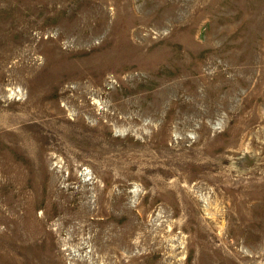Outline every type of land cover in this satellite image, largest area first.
<instances>
[{
	"label": "rangeland",
	"instance_id": "374dc122",
	"mask_svg": "<svg viewBox=\"0 0 264 264\" xmlns=\"http://www.w3.org/2000/svg\"><path fill=\"white\" fill-rule=\"evenodd\" d=\"M263 237L264 0H0V264H264Z\"/></svg>",
	"mask_w": 264,
	"mask_h": 264
},
{
	"label": "bare ground",
	"instance_id": "6f19581e",
	"mask_svg": "<svg viewBox=\"0 0 264 264\" xmlns=\"http://www.w3.org/2000/svg\"><path fill=\"white\" fill-rule=\"evenodd\" d=\"M152 45V44H151ZM147 49V48H146ZM214 80V79H213ZM187 82V81H186ZM217 152V151H216ZM256 176V175H255ZM252 187V186H251ZM60 190V189H59ZM58 192V191H57ZM68 192V191H67ZM73 194V193H72ZM55 196V195H54ZM71 197V196H70ZM60 201V200H59ZM61 202V201H60ZM62 204V203H61ZM75 204V203H74ZM73 204V205H74ZM67 205V204H66ZM175 205V204H174ZM75 207V206H74ZM80 207V206H79ZM56 209V208H55ZM76 209V208H75ZM73 210V209H72ZM57 211V210H56ZM73 211H75V210H73ZM58 212V211H57ZM56 213V212H55ZM65 214V213H64ZM130 217V216H129ZM62 219V218H61ZM65 219V218H64ZM105 220H107V219H105ZM128 220V219H127ZM219 220V219H218ZM49 222V221H48ZM130 222V221H129ZM3 224V223H2ZM129 224V223H128ZM61 225V224H60ZM145 225V224H144ZM179 225V224H178ZM146 228V227H145ZM183 231V230H182ZM263 232V231H262ZM256 234V233H255ZM133 235V233L131 232V228H128V230H127V228L126 229H124L121 233H118L117 235H116V237H117V240H118V242H119V245H118V249L120 248V247H126V249L127 248H129V249H131L132 247H135L136 245H135V243H132V241H130L129 240V236H132ZM154 236V235H153ZM260 236V235H259ZM262 236V235H261ZM101 238V237H100ZM103 238V237H102ZM264 238V237H263ZM104 239V238H103ZM103 239H101V240H103ZM105 239H106V237H105ZM109 239H111L110 237H109ZM150 239V238H149ZM227 240V239H226ZM110 241V240H109ZM156 241V240H155ZM225 241V240H224ZM236 241V240H235ZM221 242H223V241H221ZM228 243V242H227ZM237 243V242H236ZM238 243H239V241H238ZM102 244V243H101ZM230 244H232L231 242H230ZM230 244H228V245H230ZM113 245V244H112ZM117 245V244H116ZM226 245V244H225ZM234 245V244H233ZM101 246V245H100ZM218 246V245H217ZM222 247V246H221ZM229 247V246H228ZM113 248H114V245H113ZM117 248V247H116ZM108 249H109V247H108ZM117 249V250H118ZM115 250V249H114ZM226 250V249H225ZM238 251V250H237ZM237 251H236V253H237ZM119 252V251H118ZM216 252H218L217 250H216ZM228 252H229V249H228ZM239 252V251H238ZM120 253V252H119ZM231 253V252H230ZM124 254V253H123ZM221 254H222V252H221ZM224 254V253H223ZM238 254V253H237ZM237 254H236V256H237ZM244 254V253H243ZM232 255V254H231ZM240 255V254H239ZM225 259V258H224ZM238 259V258H237Z\"/></svg>",
	"mask_w": 264,
	"mask_h": 264
}]
</instances>
